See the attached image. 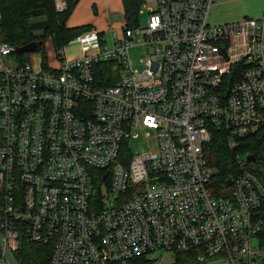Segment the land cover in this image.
Segmentation results:
<instances>
[{"label":"built area","instance_id":"2783aa9c","mask_svg":"<svg viewBox=\"0 0 264 264\" xmlns=\"http://www.w3.org/2000/svg\"><path fill=\"white\" fill-rule=\"evenodd\" d=\"M217 4L141 0L144 27L125 20L112 46L37 69L0 39V264L20 239L48 246V264H258L264 186L240 155L214 194L203 146L264 124V10L213 24ZM139 129L154 147L132 153Z\"/></svg>","mask_w":264,"mask_h":264},{"label":"trees","instance_id":"16d2710c","mask_svg":"<svg viewBox=\"0 0 264 264\" xmlns=\"http://www.w3.org/2000/svg\"><path fill=\"white\" fill-rule=\"evenodd\" d=\"M76 0H65V7L57 10L54 0H0L2 19L0 23V39L13 47L22 46L31 41L50 38L56 52L77 36L85 27H68L66 20ZM141 0H123L124 15L127 23L137 22L138 8ZM44 18L40 19V17ZM32 18L38 20L31 21ZM40 30V34L34 32ZM42 59L46 64L44 51ZM29 54V53H28ZM108 63L104 64V67ZM113 79H106L105 84ZM130 153V152H129ZM206 163L212 168V180L209 184L216 195H226L229 187L225 180L233 177L240 170V155L253 154L255 161L246 163L245 168L251 170L264 186V124L241 138V142L230 147L224 133L215 129L209 141L203 146ZM264 264V226L257 236ZM16 264H48L50 248L45 245L20 239L13 249Z\"/></svg>","mask_w":264,"mask_h":264},{"label":"rangeland","instance_id":"374dc122","mask_svg":"<svg viewBox=\"0 0 264 264\" xmlns=\"http://www.w3.org/2000/svg\"><path fill=\"white\" fill-rule=\"evenodd\" d=\"M219 1V0H218ZM264 10V0H240L238 2H232L224 6H220L217 9H212L209 13V19L211 22H231L238 21L243 17L249 18H261L263 16ZM44 16L40 17V19ZM148 13L147 11L138 12L137 14V24L139 27H144L147 23ZM38 20V18H32L31 21ZM122 28V26H121ZM36 35H39L41 32L37 30L34 32ZM102 32L99 34L101 44L105 43L110 44L112 42V31ZM104 35V36H103ZM135 36V45L131 46L128 50L129 58L133 61V67L139 71L143 69V62L141 61L146 52V47L141 44V35L138 30L134 32ZM114 38V37H113ZM43 51L46 59V64L51 65L55 59V52L53 50L51 41L49 38H46L43 41ZM263 53H264V40H263ZM43 53L41 51H35L28 55L24 54H12L11 58L17 64H23L25 61L31 63L32 69H37L39 67V60L42 57ZM129 149L132 153L146 151L148 148L154 147V132L153 130L148 129H139L137 136H132L128 140ZM263 253L258 257V264H261V258Z\"/></svg>","mask_w":264,"mask_h":264},{"label":"crops","instance_id":"0c3cea01","mask_svg":"<svg viewBox=\"0 0 264 264\" xmlns=\"http://www.w3.org/2000/svg\"><path fill=\"white\" fill-rule=\"evenodd\" d=\"M238 1L240 0H217L218 4L212 9H217L221 5L224 6ZM209 14L208 21L217 24L216 22L210 21ZM125 20L123 0H76L75 5L67 17L66 25L68 27L85 28L77 36L69 40L60 52L68 59L78 57L85 53H94L99 49L100 41L103 40H100L99 34L107 32V35H109V32L112 31V36L114 31L115 36H120L121 26L125 23ZM113 37H111L113 39L112 42L107 44V46L113 45L115 38ZM102 44L105 45V43ZM53 50L55 54L58 53L54 47ZM41 58L39 60V66L41 65Z\"/></svg>","mask_w":264,"mask_h":264},{"label":"water","instance_id":"95a60500","mask_svg":"<svg viewBox=\"0 0 264 264\" xmlns=\"http://www.w3.org/2000/svg\"><path fill=\"white\" fill-rule=\"evenodd\" d=\"M42 48H43V42L41 40L31 41L22 46L15 47L14 53L15 54L32 53L35 51H42ZM241 159L246 163H251L255 161V156L253 154L246 153L245 155L242 156ZM225 184L228 186L231 184L230 177L225 180Z\"/></svg>","mask_w":264,"mask_h":264}]
</instances>
